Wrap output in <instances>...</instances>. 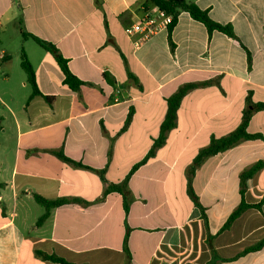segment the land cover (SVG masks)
I'll list each match as a JSON object with an SVG mask.
<instances>
[{"label":"crops","instance_id":"crops-1","mask_svg":"<svg viewBox=\"0 0 264 264\" xmlns=\"http://www.w3.org/2000/svg\"><path fill=\"white\" fill-rule=\"evenodd\" d=\"M187 1L236 38L210 34L182 12L171 34L165 28L137 46L140 36L125 29L155 11L148 0H0V264H57L38 251L71 264H264V244L250 251L264 243V203L224 228L242 200L264 198V109L247 130L263 139L196 171L205 214L187 174L213 137L239 127L248 101L264 103V0ZM22 29L53 43L85 83L80 93L65 84L53 53ZM22 53L41 92L31 100ZM195 82L212 83L183 99L167 144L129 177L127 213L121 193L106 191L154 146L167 99ZM259 163L243 197L241 176ZM35 195L76 202L38 226L45 208Z\"/></svg>","mask_w":264,"mask_h":264},{"label":"trees","instance_id":"trees-1","mask_svg":"<svg viewBox=\"0 0 264 264\" xmlns=\"http://www.w3.org/2000/svg\"><path fill=\"white\" fill-rule=\"evenodd\" d=\"M152 7L158 8L160 11L164 12L168 16L173 17L172 23L167 27L169 33L171 34L175 23H177L178 15L182 12L189 13L194 19L200 21L209 31L211 34L213 31H219L224 33L226 36L235 39L236 36L230 26L221 25L219 23L214 22L206 11H202L200 7L192 2H188L187 0H148ZM147 10V9H146ZM22 35L24 39H33L40 47L43 49L53 53L54 57L56 58L58 64L63 69V73L65 76V84L71 88L72 90L80 93L82 86L85 85L84 82L77 79L75 75L70 72L68 61L64 59L53 43L48 41L42 40L36 36H33L22 29ZM171 36V35H170ZM249 57V63H251V58ZM22 68L27 76L28 83L31 85L33 89V94H31L30 99H33L36 96L41 95V92L38 88L36 79H35V72L32 64L28 60L25 53H22ZM131 76V74H129ZM212 82H204V83H189L179 88V90L174 93L171 97L167 99V113L165 117V121H163L160 130V136L155 141L154 146H152L150 152L146 155L142 162H140L137 166L131 170L129 176L125 180V182L120 184H112L106 191V194H110L112 192H120L123 196L124 200V207L126 212L128 213L130 207V192L127 189V182L129 177L142 165L149 163L156 155V151L165 146L168 142V135L173 129L175 130L177 127L178 122V113L181 107L183 99L192 91L196 89H200L210 85ZM264 109V103L261 104H253L248 101V105L243 113L242 123H240L239 127L229 134L227 137L222 138H215L213 137L210 141V144L203 148L195 157L193 163L189 167L187 174H188V192L191 195L190 197L195 202L196 206H198L201 211L205 214V209L200 205L197 194L193 188V177L203 164L211 157L219 154L225 153L232 148L240 145L245 141H254L263 139L261 135H250L248 133V126L251 122L254 114L257 111ZM132 116L130 115L129 120H127V125L129 121H131ZM1 122V119H0ZM58 157H60L65 162L75 164L76 167L79 168H86L82 164L75 163V161L67 158L63 153H58ZM263 166L262 163L255 165L251 168L248 172H244L241 176V194L244 197L246 191V181L251 178L261 167ZM242 197V198H243ZM36 202L45 208V213L38 219L37 225L41 226L45 220L51 216V213L54 209L62 207L64 205L70 204L72 202H76L74 199H58V200H49L42 196L35 195L34 196ZM264 203V198L259 204L256 205H247L244 200L238 207V209L231 215L229 221L225 225V229L230 227L231 224L236 221L243 213L246 212L248 209L251 208H258L260 209L262 204ZM128 239H126L127 243ZM126 243L124 244L125 249L127 251ZM264 243H261L258 246L253 247L250 251L258 250ZM38 256L42 257L45 260H48L53 263L57 264H71L63 258L57 256H50L47 253L38 251Z\"/></svg>","mask_w":264,"mask_h":264},{"label":"built area","instance_id":"built-area-1","mask_svg":"<svg viewBox=\"0 0 264 264\" xmlns=\"http://www.w3.org/2000/svg\"><path fill=\"white\" fill-rule=\"evenodd\" d=\"M172 21V16H168L156 8L154 12H152V10L148 11L145 18L141 22H138L130 28H126L125 32L129 37L136 35L140 36V38L136 41V45L138 46L155 36L161 30L167 28Z\"/></svg>","mask_w":264,"mask_h":264}]
</instances>
